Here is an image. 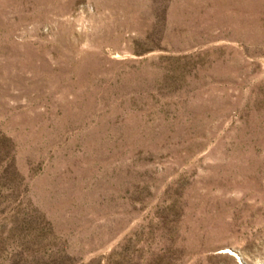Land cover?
I'll return each instance as SVG.
<instances>
[{
	"label": "rangeland",
	"instance_id": "rangeland-1",
	"mask_svg": "<svg viewBox=\"0 0 264 264\" xmlns=\"http://www.w3.org/2000/svg\"><path fill=\"white\" fill-rule=\"evenodd\" d=\"M0 264H264V0H0Z\"/></svg>",
	"mask_w": 264,
	"mask_h": 264
},
{
	"label": "bare ground",
	"instance_id": "bare-ground-1",
	"mask_svg": "<svg viewBox=\"0 0 264 264\" xmlns=\"http://www.w3.org/2000/svg\"><path fill=\"white\" fill-rule=\"evenodd\" d=\"M231 254V252H229Z\"/></svg>",
	"mask_w": 264,
	"mask_h": 264
}]
</instances>
